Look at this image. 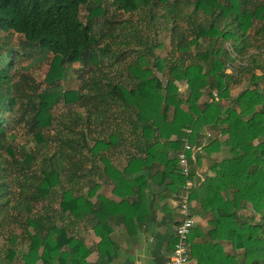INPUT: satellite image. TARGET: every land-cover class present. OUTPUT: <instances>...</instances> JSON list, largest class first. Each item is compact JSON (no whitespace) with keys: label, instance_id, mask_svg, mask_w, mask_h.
<instances>
[{"label":"trees","instance_id":"16d2710c","mask_svg":"<svg viewBox=\"0 0 264 264\" xmlns=\"http://www.w3.org/2000/svg\"><path fill=\"white\" fill-rule=\"evenodd\" d=\"M109 1L150 20L156 10L172 21L184 17L187 35L176 21L169 29L177 58L155 57L148 67V48L126 63L123 80L102 75L65 91L58 83L70 65L110 57L108 48L96 50L91 29L99 0H0V33L23 42L0 50V225L7 220L22 235L18 241L8 232L2 264H90L80 228L98 238L92 264H109L113 227L128 238L150 230L153 205L165 211L166 200L182 192L176 156L186 138L201 142L205 157L224 148L228 177L213 189L193 180L190 215L208 224L192 227L189 259L264 264V0ZM80 7H87L84 22ZM29 59L28 66L45 61L42 89L14 72ZM242 75L247 86L231 96ZM60 102L79 108L69 123H54L50 110ZM204 127L212 131L207 138ZM118 155L122 167L112 163ZM98 183L109 190L106 199H92Z\"/></svg>","mask_w":264,"mask_h":264},{"label":"rangeland","instance_id":"374dc122","mask_svg":"<svg viewBox=\"0 0 264 264\" xmlns=\"http://www.w3.org/2000/svg\"><path fill=\"white\" fill-rule=\"evenodd\" d=\"M99 2L102 11L98 17L93 18L91 29L95 38L98 40L96 50H99L100 48H108L109 51L106 55L110 57H104L100 59V62H98L97 65H94L95 67L90 62H88L84 67H81L76 63L70 65L65 71L64 78L58 83L60 88L65 91L79 90L80 87L86 82L91 83L92 81L98 80L99 78V80H102V75H107L116 81L123 80V69L126 63L134 59L137 56L136 53L139 52V54H142L144 53L145 49L148 48H152L151 55L149 58H147L148 67L151 66L155 57L170 58L173 56V58H177L178 54L174 51L172 46L175 41V36L171 37L172 33L169 32V29L172 27L171 24L173 21H176L178 25L175 26L177 27L178 32L187 35V31L185 30L186 21L184 17H177L172 21L168 17L162 16L163 11L156 10L153 13V19L150 20V18L144 14H128L117 11L115 10L114 6L110 4L109 0H99ZM87 7L95 8L96 3L91 2ZM87 7H80L79 9V18L82 22L85 21ZM187 13L188 10H183L182 14L185 16ZM199 19H201V17H199ZM175 26H173V28ZM130 27L134 29L133 32L131 31ZM111 30H113V36H110L109 34ZM22 43V38L18 35L10 34L8 37H5L2 35V33H0V50H5L9 47L18 48ZM253 52L254 51H251V53ZM96 55H99L98 51L96 52ZM120 57H122L121 60H119ZM30 62H32V59L27 61H18V64L15 66L16 70L14 72H18L17 75L25 74L29 76L34 81V83L39 84L41 83L46 72L45 61L33 63L32 65L28 66ZM238 64L243 65L244 63L241 62ZM256 74L258 75L259 73L256 72ZM155 75L159 77V74L155 73ZM246 80H248L247 75H242L240 79L242 83L232 86L230 88V95L234 96L239 91L244 89L247 86ZM161 81L163 80L161 79ZM176 85L180 90V94L184 96L185 89H183V85ZM43 87L44 84L41 83L40 89ZM220 105H226V101H221ZM78 112L79 108L76 106L64 105L61 102L56 104L50 110V113L55 120L54 123H69L68 121ZM52 132L53 131H50V133ZM17 134H19V132ZM223 155L225 157L227 156L226 153ZM97 185H99V183ZM101 192L102 188L97 186L92 199ZM39 207L40 206L37 205L35 210H38ZM11 213L13 214L12 211ZM20 230L21 229L18 226L9 223L7 220H4L3 224L0 225L1 264L5 254V249L9 246L6 240L8 238V232H13L16 236H18V241H20L22 238ZM17 249L18 247H16V250Z\"/></svg>","mask_w":264,"mask_h":264},{"label":"crops","instance_id":"0c3cea01","mask_svg":"<svg viewBox=\"0 0 264 264\" xmlns=\"http://www.w3.org/2000/svg\"><path fill=\"white\" fill-rule=\"evenodd\" d=\"M183 87L185 86L183 85ZM211 132V130L204 127L200 131V135L210 134ZM223 154H225L224 148H220L218 152L211 153L208 157L203 156L200 150L196 152L191 163L192 180L196 183L203 181L204 185L209 189H213L220 182L223 184L227 183L228 177L224 171L225 162L223 160L225 156ZM197 159H200L199 165L196 163ZM111 160L118 167H122L124 157L118 155L111 158ZM218 173H221V176ZM97 186L102 188V192L96 196L106 199L109 196V190L100 184ZM153 189H155V186ZM149 198V202H151L152 197ZM166 203L167 207L165 211H162L160 203L153 205L156 218L150 226V230L138 231L134 237L128 238L127 236L125 237L121 228L113 227L110 240L117 246V251L115 257L109 264H163L171 249L173 227L179 219L177 214V197L171 196L166 200ZM189 208L191 213L194 204L190 203ZM191 217L194 223L193 227L200 226L204 228L208 224L206 219L192 215ZM76 238L84 242L90 251L86 261L90 264L94 263L97 258L96 244L98 243V238L92 232L83 230V228H80ZM191 264L195 263L192 261Z\"/></svg>","mask_w":264,"mask_h":264},{"label":"built area","instance_id":"2783aa9c","mask_svg":"<svg viewBox=\"0 0 264 264\" xmlns=\"http://www.w3.org/2000/svg\"><path fill=\"white\" fill-rule=\"evenodd\" d=\"M212 98L216 100L215 93H212ZM190 132H187V136ZM204 137H209V134H205ZM202 148V143L198 146L192 145L186 138L181 151L176 156L177 168L179 174L183 177L184 183L182 192L177 197V214L178 221L173 227L172 231V245L168 257L164 260L163 264H191V260L188 256V244L187 238L193 227V220L190 215L189 207L190 203L187 201L189 190L196 184L190 177V164L193 161V156Z\"/></svg>","mask_w":264,"mask_h":264}]
</instances>
